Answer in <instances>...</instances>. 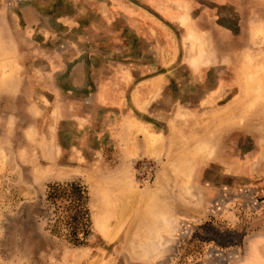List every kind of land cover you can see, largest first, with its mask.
<instances>
[{"label":"rangeland","instance_id":"obj_1","mask_svg":"<svg viewBox=\"0 0 264 264\" xmlns=\"http://www.w3.org/2000/svg\"><path fill=\"white\" fill-rule=\"evenodd\" d=\"M0 264H264V0H0Z\"/></svg>","mask_w":264,"mask_h":264},{"label":"trees","instance_id":"obj_2","mask_svg":"<svg viewBox=\"0 0 264 264\" xmlns=\"http://www.w3.org/2000/svg\"><path fill=\"white\" fill-rule=\"evenodd\" d=\"M89 201V192L80 182L48 184L41 204L45 229L74 246L87 244L93 234Z\"/></svg>","mask_w":264,"mask_h":264},{"label":"built area","instance_id":"obj_3","mask_svg":"<svg viewBox=\"0 0 264 264\" xmlns=\"http://www.w3.org/2000/svg\"><path fill=\"white\" fill-rule=\"evenodd\" d=\"M135 172L141 184H149L155 176L156 167L149 162L144 160L143 162H134Z\"/></svg>","mask_w":264,"mask_h":264},{"label":"crops","instance_id":"obj_4","mask_svg":"<svg viewBox=\"0 0 264 264\" xmlns=\"http://www.w3.org/2000/svg\"><path fill=\"white\" fill-rule=\"evenodd\" d=\"M140 153V152H139ZM143 153H140L139 155H142Z\"/></svg>","mask_w":264,"mask_h":264}]
</instances>
